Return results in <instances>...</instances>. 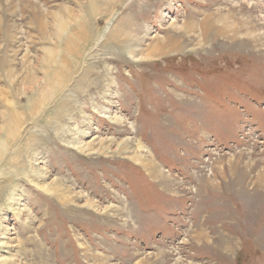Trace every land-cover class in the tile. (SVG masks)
<instances>
[{"label":"rangeland","instance_id":"obj_1","mask_svg":"<svg viewBox=\"0 0 264 264\" xmlns=\"http://www.w3.org/2000/svg\"><path fill=\"white\" fill-rule=\"evenodd\" d=\"M0 264H264V0H0Z\"/></svg>","mask_w":264,"mask_h":264}]
</instances>
